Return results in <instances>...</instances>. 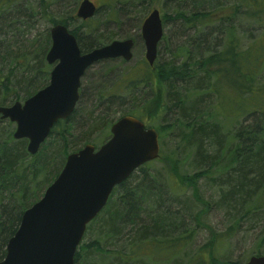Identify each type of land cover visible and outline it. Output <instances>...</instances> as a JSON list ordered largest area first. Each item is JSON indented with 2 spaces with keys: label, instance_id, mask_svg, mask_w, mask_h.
Listing matches in <instances>:
<instances>
[{
  "label": "trees",
  "instance_id": "obj_1",
  "mask_svg": "<svg viewBox=\"0 0 264 264\" xmlns=\"http://www.w3.org/2000/svg\"><path fill=\"white\" fill-rule=\"evenodd\" d=\"M157 1L163 29L171 22L178 42L162 59L163 32L152 65L141 58L109 88L96 91L98 105H105L102 114L91 112L78 120L79 93L72 113L54 124L35 154L27 151L26 138L13 137L14 123L0 118V260L23 211L41 197L66 155L80 148L72 141L80 138L84 145L96 132L108 138L111 124L123 115L144 121L152 114L146 104L154 87L161 96L155 129L161 132L168 125L192 148L194 171L182 179L194 186L193 196L173 192L169 178L153 166L156 159L139 166L113 188L86 225L73 264H243L218 252L243 223L245 231L256 230L248 252L264 255V0H108L105 22L126 18L130 8L143 12ZM71 2L1 1L0 106L22 102L48 83L49 28L55 23L68 27L78 19L73 14L78 0ZM99 8L69 29L82 52L112 40L98 32L94 16ZM135 20L139 25L142 18ZM22 27L35 29L25 42ZM115 103L123 107L117 115L110 110ZM233 104L240 108L234 114L222 109ZM215 113L246 120L233 132H223ZM202 179L216 189L214 199L200 196ZM211 203L228 220L226 230L210 229V239L192 252L188 247L204 226L195 205L208 208Z\"/></svg>",
  "mask_w": 264,
  "mask_h": 264
},
{
  "label": "water",
  "instance_id": "obj_2",
  "mask_svg": "<svg viewBox=\"0 0 264 264\" xmlns=\"http://www.w3.org/2000/svg\"><path fill=\"white\" fill-rule=\"evenodd\" d=\"M96 10L91 0H80L75 15L85 20ZM49 34L51 42L45 54L51 65L48 83L22 102L0 106V118L14 123L13 137L26 138L30 154L38 151L58 120L72 113L80 79L89 67L106 59L129 61L132 57L130 38L82 52L66 25L53 24ZM140 35L144 59L152 65L163 35L157 8L142 20ZM109 132L108 139L97 148L86 143L66 155L61 170L41 197L23 211L0 264H73L86 225L103 209L113 188L159 156L157 130L135 116L119 117ZM243 264H264V255H251Z\"/></svg>",
  "mask_w": 264,
  "mask_h": 264
},
{
  "label": "rangeland",
  "instance_id": "obj_3",
  "mask_svg": "<svg viewBox=\"0 0 264 264\" xmlns=\"http://www.w3.org/2000/svg\"><path fill=\"white\" fill-rule=\"evenodd\" d=\"M1 1L2 0H0V3ZM91 1L97 6V8H99V6L102 7V9L99 10V12H97L94 16L95 19L99 20L98 32L102 34H108L112 37V40H124L130 38L134 42V47L132 49V57L129 61H124L123 59L99 61L93 64L84 72L83 76L80 79L79 93L81 97L77 105L78 111L76 114V118L78 120H81L84 115L86 117V114H89L91 112H93L94 116L99 113L102 114L101 110H104L103 108L105 105L102 102L98 105V102L96 101L94 95L95 92L101 89L105 90L109 88L116 80L121 77L122 74L135 67L137 61H139L141 58H144V44L140 35L141 22L153 8H157L161 16L163 14L161 1H157L143 12L138 13L137 11H139V9L136 10L135 8H130V14H128L126 18L120 16L115 18L116 21L114 22H105L107 10L103 11V4L108 0ZM73 2L74 0H72L71 4H73ZM79 2L80 0H78L74 8L73 14H75ZM167 10L168 13H172L170 9ZM137 17L142 18L139 25H137V22L135 20ZM79 22L80 20L76 19L71 26H68V29H72L74 26H77ZM38 26L39 25H35V28H37ZM22 28L25 29V31L22 33L24 35H22L20 38L23 42H25L34 35L35 29L25 27ZM175 30L176 27L171 22H169L168 25L164 26V39L159 46L160 57L162 59L169 58V49L173 48L178 42V37L175 35ZM157 89L154 87L153 98L149 100L148 104H146L148 107H150L152 114L149 113L150 115L144 119L146 126L154 128H159L158 125L160 124L158 117L161 96L159 98ZM118 103H115L110 108V110H113L112 113H114L115 115H117V111L120 112V110L123 109V107L118 106ZM125 104H129V102L127 101V103ZM222 109L228 112H232L233 114L240 110L239 104L237 106L233 104L229 106V108L222 107ZM112 117L113 116L110 115L108 118ZM214 120L218 121L223 132H233L238 127V124L240 122H245L246 118H244L242 115L231 116L215 113ZM82 123H86L85 118L84 120L82 119ZM167 126L168 125L164 124L163 127L165 128H163L161 132H159L158 130L160 152L157 158L158 160L156 159V161L153 162V166L157 167L164 175V177H166V179L167 177L169 178L168 184L170 185V189L173 192L177 193V195L181 196L182 198L186 195L188 197H192V190L194 189V186L190 184V182H187L186 179H182L183 174L189 175L194 171V167H192V163L194 161L192 148H190L187 143L181 139L177 130H171L170 127ZM86 129L87 126L85 127V130ZM103 137V133L101 135H99L98 132L93 133L91 134V138L87 143H91L97 148L108 139L104 138V140H102ZM73 144H77V146H80V148L83 147V143L82 141H80V138L74 139L72 141V145ZM175 180L178 182L182 181L179 183L182 184L183 187L176 184ZM199 188V194L204 200L214 199L216 189L206 179H202L199 182ZM211 204L212 205H210V207L208 208L206 207V204L204 205V207L202 206V204L195 205V210H200V213H202L203 215V223L200 224H204V226H200V228H198L196 235H194L193 237L194 239L191 242V245H189L188 247V249H190L192 252L196 249L197 246L204 244L206 239H210L208 238L210 236V229L213 230V233L224 232L226 230L228 220L224 218L222 211L214 208L213 203ZM246 227L247 223H243L241 230L235 232L231 237H228V239H226L221 245L218 252L224 255L227 259L242 261V263H244L245 260L252 255L248 251L250 249V242L252 243L251 239L253 237V233L256 231L255 229L245 231L244 229Z\"/></svg>",
  "mask_w": 264,
  "mask_h": 264
},
{
  "label": "flooded vegetation",
  "instance_id": "obj_4",
  "mask_svg": "<svg viewBox=\"0 0 264 264\" xmlns=\"http://www.w3.org/2000/svg\"><path fill=\"white\" fill-rule=\"evenodd\" d=\"M133 47H134V42H133ZM132 47V49H133ZM115 59H122V58H115ZM106 60H111V59H106ZM102 61H105V60H102Z\"/></svg>",
  "mask_w": 264,
  "mask_h": 264
}]
</instances>
